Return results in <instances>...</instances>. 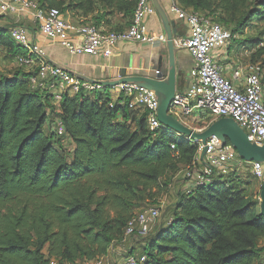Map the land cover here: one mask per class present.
<instances>
[{
  "label": "trees",
  "instance_id": "trees-1",
  "mask_svg": "<svg viewBox=\"0 0 264 264\" xmlns=\"http://www.w3.org/2000/svg\"><path fill=\"white\" fill-rule=\"evenodd\" d=\"M38 1L81 24L119 31L131 24L139 0ZM176 1L209 17L221 13L214 19L232 24L234 34L264 20V0ZM2 52L27 54L8 26H0ZM33 73L21 67L0 74V264H79L105 256L123 241L137 210L157 202L193 164L198 144L151 130L146 111L111 106L107 91L65 94L55 104L31 86ZM242 168L191 192L180 188L171 221L144 238L141 264H264L259 194L248 192Z\"/></svg>",
  "mask_w": 264,
  "mask_h": 264
},
{
  "label": "built area",
  "instance_id": "built-area-1",
  "mask_svg": "<svg viewBox=\"0 0 264 264\" xmlns=\"http://www.w3.org/2000/svg\"><path fill=\"white\" fill-rule=\"evenodd\" d=\"M178 17L187 27L188 34L174 42L179 49L188 51L195 60L191 70L192 84L186 93L175 94L171 102L172 109L182 117H189L197 110L207 111L208 115L231 118L246 132L248 139L256 144H264V69L260 64L238 66L233 71L234 80H242L238 87L222 72L217 62L219 50L229 48L236 36L232 30L214 18L201 12L186 10L174 6ZM156 11L151 0H139L131 24L123 30H108L94 23L81 24L67 18L59 8L42 7L38 0H0V16L29 14L39 25L42 34L50 39L62 42L73 54H94L111 56L121 41H152L154 36L147 29L145 18ZM9 34L26 55L17 57L26 68H33L30 76L31 86L44 94H49L55 104H59L65 94L76 95L80 92L97 93L106 91V86L97 79L81 78L74 71L52 63L45 51L31 40L27 26L14 24L9 26ZM35 67V68H34ZM159 72L158 70L156 73ZM123 98L111 101L128 104L129 108H143L147 112V123L151 130L165 128L175 131L159 119V100L154 90L146 86L120 82L112 87ZM59 135L64 134L61 119L56 122ZM197 132L204 128H192ZM186 140L198 144L196 159L184 170L186 179L194 181L187 188L188 192L199 185L212 182L217 176H228L232 171L250 166L251 173L258 179L264 178V161H247L241 158L234 145L218 134H213L205 141L185 135ZM175 146L173 145V148ZM160 215V207H150L129 221L125 238L137 230L147 234L151 224ZM113 246L105 256L84 261L81 264H115L111 260ZM145 254L129 253L119 264H141ZM52 263H55L53 261Z\"/></svg>",
  "mask_w": 264,
  "mask_h": 264
},
{
  "label": "crops",
  "instance_id": "crops-1",
  "mask_svg": "<svg viewBox=\"0 0 264 264\" xmlns=\"http://www.w3.org/2000/svg\"><path fill=\"white\" fill-rule=\"evenodd\" d=\"M151 1L156 7V11L145 18V23L149 32L155 37L154 40L121 41L111 56L71 53L62 42L42 34L39 25L29 14L2 15L0 16V26L9 27L14 24L27 26L30 30L31 40L42 47L48 60L74 71L81 78L101 81L107 87L106 91L109 92L113 100L119 99L118 97L123 98L110 88L120 82L146 86L154 90L160 102L158 114L161 115L172 94L186 93L190 88L192 84L191 70L195 66V60L188 51L179 49L174 44L177 38L188 34L186 23L178 17L174 10V6H181L176 0ZM66 16L74 22L80 21L78 17H74L70 13H66ZM243 49L244 46L239 47V44L235 46L233 44L227 49L219 50L216 54L217 62L222 66L223 74L238 87L242 86V80H234L233 71L238 66L250 64L245 58ZM161 55L166 59V63L162 67L161 74L158 75L156 71ZM0 59H3V56H0ZM137 110L140 113L145 111L143 108H137ZM164 119L170 123L179 121L190 128H204L206 130L224 118H210L205 123L207 119L205 114H198L189 119L180 116L177 110L169 107ZM195 123L198 124L197 127L194 126ZM224 132H226L225 129L221 131L222 134ZM225 138L227 141L229 140V137L225 136ZM72 146L73 144L70 147ZM184 170H181L175 178L182 177L183 188H189L194 181L185 178ZM122 259L123 257H121Z\"/></svg>",
  "mask_w": 264,
  "mask_h": 264
},
{
  "label": "rangeland",
  "instance_id": "rangeland-1",
  "mask_svg": "<svg viewBox=\"0 0 264 264\" xmlns=\"http://www.w3.org/2000/svg\"><path fill=\"white\" fill-rule=\"evenodd\" d=\"M257 2H259V0H252V5H255ZM222 16L223 15H221L220 13L210 17L215 18L216 20H220ZM227 27L232 28L233 25L230 24ZM235 35L236 36L233 39L232 45L234 44L235 46L236 44H239V47H242L243 44H245L243 51L245 53L244 55L245 58L247 59V62L253 64H260L264 69V54L262 55L259 54V49L264 47V20L261 17L255 18V20L253 21V25L251 27L246 28L245 31L242 33L237 32L235 33ZM239 42H243V43L240 44ZM21 52L25 53L26 50L24 48H21ZM0 56H3V59H0V74L8 75L10 73L20 70L21 67L23 68L25 67V65H22L18 61V59H15L13 56L7 55V53H3ZM29 69L33 70V68H29ZM263 82H264V74H263ZM198 114L207 115V119L205 120V123L208 122L210 118H218L215 116L208 115V112L203 110H197L193 112L192 115L189 116L188 118L190 119V117H196V115ZM194 126L197 127L198 124L195 123ZM228 143L232 144V141L229 139ZM65 144L69 147L72 145L69 139L65 140ZM240 173L243 181L245 183L247 182L248 192L252 193L253 196H255V194H257L258 192L259 195H257V197L255 198L259 201V205L261 207L262 199H261L260 191L262 190L263 181L261 179L256 178L249 170V167L242 168L240 170ZM182 179H183L182 177L175 178L169 190L166 193L161 194L157 202L144 203L143 206L137 210V213H139L150 207H160V215L151 224V227L147 234H140L136 230L135 233L127 236L124 241L120 242V244H115L113 246L114 249L113 256L116 259V261L114 259L111 260L113 263L119 264V262L121 261V257H125L131 251H135V253H133L135 255H140V253L143 251V245L145 244L144 238L148 236L151 232L156 230L159 226L166 225L168 222L171 221L170 215L174 208V201L177 198V192L180 190V188H183ZM263 240L264 239H262L261 244L264 245Z\"/></svg>",
  "mask_w": 264,
  "mask_h": 264
},
{
  "label": "water",
  "instance_id": "water-1",
  "mask_svg": "<svg viewBox=\"0 0 264 264\" xmlns=\"http://www.w3.org/2000/svg\"><path fill=\"white\" fill-rule=\"evenodd\" d=\"M165 63H166V59H164L163 55H161L159 58L158 69H157L159 72H157L156 74L158 75L161 74L162 67L164 66ZM174 95L175 93L172 94L167 106L163 110V113L161 115L158 114L159 119L163 123L174 128L175 131H177L179 134L189 135L198 140L202 139L205 141L208 137H210L213 134H218L224 139H226L225 136H227L232 141V144L237 149L242 159L247 160V161H252V160L264 161V144L259 145V144L251 142L248 139L247 134L244 132L243 128H241L239 124L231 118H224L220 120L219 122H217L215 125L207 128L206 130L202 132H197L193 130L192 128H190L189 126L179 121L170 123L167 120H165L164 116L166 115L170 107V104L173 100ZM159 109H160V102H159ZM223 129H225L226 131L224 132V134L221 133ZM261 199H262L261 214L264 216V179H263L262 190H261Z\"/></svg>",
  "mask_w": 264,
  "mask_h": 264
}]
</instances>
